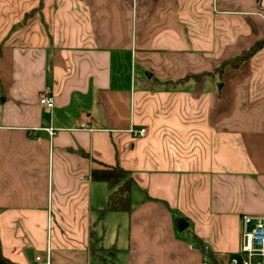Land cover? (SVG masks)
I'll use <instances>...</instances> for the list:
<instances>
[{"label":"crops","instance_id":"1","mask_svg":"<svg viewBox=\"0 0 264 264\" xmlns=\"http://www.w3.org/2000/svg\"><path fill=\"white\" fill-rule=\"evenodd\" d=\"M100 164L131 172L130 213L105 211ZM246 216L264 217V0H0L5 258L242 264Z\"/></svg>","mask_w":264,"mask_h":264},{"label":"trees","instance_id":"2","mask_svg":"<svg viewBox=\"0 0 264 264\" xmlns=\"http://www.w3.org/2000/svg\"><path fill=\"white\" fill-rule=\"evenodd\" d=\"M27 18V17H26ZM263 46V43L257 44L250 50L222 63L213 73L223 75L227 68L238 70L250 60ZM91 178L93 181L104 182L108 185L110 194L105 211L130 213L132 211L131 190L133 179L131 172L120 166H109L100 164L92 170ZM202 248V247H201ZM0 264H13L4 257L0 242Z\"/></svg>","mask_w":264,"mask_h":264},{"label":"built area","instance_id":"3","mask_svg":"<svg viewBox=\"0 0 264 264\" xmlns=\"http://www.w3.org/2000/svg\"><path fill=\"white\" fill-rule=\"evenodd\" d=\"M40 104L46 108L52 109L55 105L52 96L43 95L40 98ZM84 127H87L84 124ZM130 133L136 138L147 136V129H132ZM254 222H257L256 228H252ZM241 232L242 246L241 257L242 264H264V217H249L242 219ZM205 251H208L207 248ZM37 262L41 264V257H37ZM202 264H210L208 261ZM232 264H239V261L233 260Z\"/></svg>","mask_w":264,"mask_h":264},{"label":"rangeland","instance_id":"4","mask_svg":"<svg viewBox=\"0 0 264 264\" xmlns=\"http://www.w3.org/2000/svg\"><path fill=\"white\" fill-rule=\"evenodd\" d=\"M217 68H218V67H217ZM217 68H215L214 71L212 72V75H213V76H214V75H217V73L213 74V73L217 70ZM147 73H148V72H147ZM148 74H151V72L148 73ZM220 85H221V84H220ZM178 220L182 221L183 223H184V221H185V219H183V218H178V219H175V220H174V224H175V226H176V228H177V229H175V232H176L177 230L179 231V228H178V226H177V221H178ZM256 226H257V222H254L252 228H256ZM243 229H244V228H242V230H243ZM182 233L189 234V233H187V232H182Z\"/></svg>","mask_w":264,"mask_h":264},{"label":"water","instance_id":"5","mask_svg":"<svg viewBox=\"0 0 264 264\" xmlns=\"http://www.w3.org/2000/svg\"><path fill=\"white\" fill-rule=\"evenodd\" d=\"M148 76L150 77L151 74H148ZM177 226H178V228H180V229H184V228H186L185 221H184V223H183L182 221L178 220V221H177Z\"/></svg>","mask_w":264,"mask_h":264}]
</instances>
